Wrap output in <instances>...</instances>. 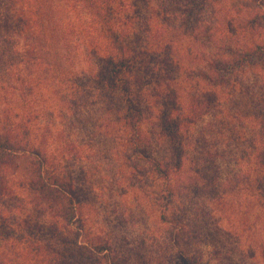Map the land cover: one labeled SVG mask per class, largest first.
I'll use <instances>...</instances> for the list:
<instances>
[{
  "label": "rangeland",
  "instance_id": "374dc122",
  "mask_svg": "<svg viewBox=\"0 0 264 264\" xmlns=\"http://www.w3.org/2000/svg\"><path fill=\"white\" fill-rule=\"evenodd\" d=\"M153 10L154 1L142 7L135 27L144 39L160 22L163 36L182 22L162 13L156 16ZM261 12L264 0H216L201 11V31L212 14L228 21ZM195 19L193 13L185 22L190 26ZM259 19L264 24V18ZM242 37L249 38V33L235 38ZM201 38L191 44L182 37L172 48L176 58L181 61L187 47L206 52L209 45ZM90 62L87 52L75 54L71 65L81 83L89 84L84 75L91 69ZM157 62L161 73L143 74V78L134 73L132 78L147 85L160 82L171 92L176 89L175 94L163 93L154 103L152 89L140 91L134 85L143 111L142 128L149 131L150 157L134 151L128 135L121 133L123 123L116 121L115 113L121 105L118 94L88 86L78 93L62 85L65 94L52 95L60 85L51 79L50 85L31 94L32 101L25 103L15 69H3L0 62V84L8 82L0 90V120H5L6 113L11 120L28 119L32 136L47 146L53 166L71 184L77 201L74 217L63 220L61 205L68 200H42L33 191L23 190L20 182L28 180L33 168L30 158L10 160L0 173V264H110L111 251L117 264H264V206L254 198L264 132L259 124L244 123L254 126L252 132L243 129L238 137L230 136L224 123L213 117L183 127L180 134L189 177L183 178L180 172L177 195L171 202L161 198L164 183L153 173L149 158L172 163L170 147L159 135L173 130L174 120L164 121L166 110L189 102L185 86L199 91L191 87L197 86L205 67L191 58L190 64L195 65L190 70L184 66L172 71L161 57ZM249 73L252 81L259 80L256 87L262 91V69L254 67ZM161 91L156 88L154 93ZM160 102L165 108H159ZM247 185L251 191L244 189Z\"/></svg>",
  "mask_w": 264,
  "mask_h": 264
},
{
  "label": "trees",
  "instance_id": "16d2710c",
  "mask_svg": "<svg viewBox=\"0 0 264 264\" xmlns=\"http://www.w3.org/2000/svg\"><path fill=\"white\" fill-rule=\"evenodd\" d=\"M152 1L156 16L162 13L164 17L171 16L175 21L180 19L182 22L173 26L174 31L167 36H163L160 22V25L153 26L154 31L144 39L135 27L140 22L142 7ZM215 1L0 0V62L3 69H15L18 90L22 91L21 100L25 103L32 101L31 94L37 95L46 84L50 85L51 79L60 85L53 88L55 92L52 91V95L63 93L62 85L78 93L88 86L93 90L118 94L121 96V105L115 110L116 121L123 123L126 129L121 130V133L128 135V141L134 144L133 150L143 157H150L148 153L152 146H149V131L142 128L143 111L140 98L133 92L134 85L140 91L152 89L150 97L154 103L163 93L168 94V97L169 94H175L176 89L171 92L167 87L162 88L160 82L147 85V82L134 81V73H139L141 78L143 74L161 73L163 69L156 68L160 57L165 59L164 64L170 66L172 71L184 66L193 69L191 67L195 64H190V58L192 62L197 61L199 66L202 63L205 70H201L202 75L195 83L197 86L191 87L199 91L191 92L185 86L189 102L185 106L160 111L161 114L167 111L165 122L174 120L173 130L159 134L170 147L172 163L149 158L153 173L158 174L164 183L163 196L160 197L171 202L178 193L179 173H184L183 178L189 177L186 146L180 134L183 127L188 129L204 118L213 117L224 123L230 136L238 137L243 129H251L252 132L254 126L245 127L244 123L251 126L259 124L260 132H264V89L260 91L256 87L259 80L254 78L252 81L248 76L254 67L261 68L264 75V24L257 21L264 18V12L249 14L244 19L231 17L228 21L220 14H212L209 25L202 32L203 22L199 19L201 11L207 9L208 5L212 6ZM190 13H194L196 19L189 26L185 21L190 19ZM158 20L155 19V23H159ZM248 33L247 39L235 38L237 34ZM132 37L135 39L134 44H131ZM182 37V41L191 44L202 37L209 48L207 45L208 50L202 54L187 47L186 55L179 61L172 48ZM74 51L75 54L87 52L91 60V69L84 75L89 84L81 83L79 77L73 74L75 71L71 64L75 60V54L72 55ZM4 83L8 82L2 80L0 90H3ZM150 85L151 88L148 87ZM156 88L157 91L161 89L162 93H154ZM161 106L164 107L165 103L160 102L159 108ZM10 115L6 113L5 120H0V173L13 158H30L33 168L28 180L20 182L22 189L33 191L42 200H68L61 205V218L71 219L75 215L77 203L71 184L69 186L65 176L53 166L54 159L47 146L32 136L28 119L11 120ZM238 126L242 129H237ZM258 155L261 166L254 198H257L260 206H264V153L258 152ZM244 189L251 191V186L247 185ZM218 205L223 206L219 201ZM177 218L181 219L180 216ZM99 247L103 248L102 245ZM113 254L111 251L109 262L117 264Z\"/></svg>",
  "mask_w": 264,
  "mask_h": 264
}]
</instances>
